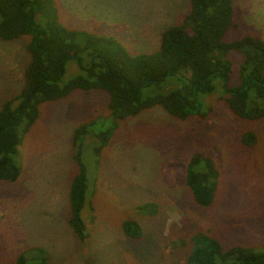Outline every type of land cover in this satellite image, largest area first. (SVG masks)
<instances>
[{
	"label": "rangeland",
	"instance_id": "1",
	"mask_svg": "<svg viewBox=\"0 0 264 264\" xmlns=\"http://www.w3.org/2000/svg\"><path fill=\"white\" fill-rule=\"evenodd\" d=\"M55 3L66 27L110 36L131 54L158 50L162 32L181 22L190 7V0ZM233 5L235 23L224 39L264 38V0H233ZM29 40L28 35L0 38V106L23 86ZM226 58L232 63L233 87L240 83L244 56L230 50ZM81 72L72 59L64 80ZM181 86L169 77L143 93ZM226 96L222 86L200 92L202 113L185 119L157 105L115 124L109 95L100 89H78L42 103L19 146L21 176L0 182V264L38 246L56 264H174L186 257L190 238L199 232L215 236L226 248L242 244L264 250V119L235 115ZM85 122L92 125L84 147L91 194L84 215L89 236L81 241L69 224V190L79 169L74 131ZM250 129L258 141L247 146L241 135ZM97 133L107 134L98 160ZM198 152L211 155L220 170L214 201L207 207L197 203L186 183L189 161ZM147 201L158 203L157 214L135 210ZM126 219L141 224L139 239L125 233Z\"/></svg>",
	"mask_w": 264,
	"mask_h": 264
},
{
	"label": "trees",
	"instance_id": "2",
	"mask_svg": "<svg viewBox=\"0 0 264 264\" xmlns=\"http://www.w3.org/2000/svg\"><path fill=\"white\" fill-rule=\"evenodd\" d=\"M234 13L233 0H190L183 20L162 32L158 50L131 54L110 36L66 27L60 21L55 0H0V38L30 36V61L23 86L0 106V182H14L21 176L17 153L39 117L41 104L67 97L78 89L107 92L113 124L157 105L180 119L197 115L202 113L199 93H211L218 86L224 88L235 115L264 119V38L245 35L226 41L224 37L235 23ZM230 50H239L244 56L240 83L233 87L229 86L232 63L226 58ZM72 59L82 72L64 80L67 63ZM169 77L182 86L144 95V88L160 85ZM90 126L89 122L82 123L73 136L79 169L70 184L69 224L81 241L89 236L84 215L91 193L84 147ZM96 137L94 153L98 160L107 134L97 133ZM257 141L254 130L241 135V142L247 146ZM219 177L220 170L211 155L198 152L192 156L186 183L199 205L213 203ZM158 209L154 201L135 208L148 216L157 214ZM123 229L134 239L143 235L135 219L124 220ZM190 241L192 247L186 257L174 264H264V250L253 246L237 244L226 248L218 238L203 232L194 234ZM9 264L56 263L44 247L38 246L22 252Z\"/></svg>",
	"mask_w": 264,
	"mask_h": 264
}]
</instances>
